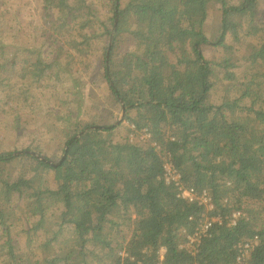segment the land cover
<instances>
[{"label":"trees","instance_id":"1","mask_svg":"<svg viewBox=\"0 0 264 264\" xmlns=\"http://www.w3.org/2000/svg\"><path fill=\"white\" fill-rule=\"evenodd\" d=\"M41 7L31 40L0 7V112L18 132L45 105L59 143L29 128L0 146V264H264V0ZM101 57L125 111L109 125L74 74Z\"/></svg>","mask_w":264,"mask_h":264},{"label":"rangeland","instance_id":"2","mask_svg":"<svg viewBox=\"0 0 264 264\" xmlns=\"http://www.w3.org/2000/svg\"><path fill=\"white\" fill-rule=\"evenodd\" d=\"M95 4V7L98 8L99 16H102L103 14V8L106 9L108 6L109 0H90ZM98 2V3H97ZM42 0H1L0 7L3 6V13L6 16V20H11L19 16L20 22H17V24L20 27H26L27 26V36L30 34L33 26L31 25V20H35L36 22H41V28L36 31V33L40 36L43 33V26L44 23L41 21L40 16H42ZM111 7V6H110ZM108 10V9H107ZM40 12V13H39ZM210 16H211V24L215 27L220 26L221 22V11H219L216 8H210L209 10ZM104 16V15H103ZM43 24V25H42ZM12 27H15L17 25L10 24ZM30 25V26H29ZM46 27L44 26V31ZM101 30H99V34H101ZM33 34H30L29 40L33 39ZM102 36V35H101ZM103 38H107L106 35L102 36ZM102 37H98L97 39L94 38L95 41L101 42L103 39ZM53 44V43H52ZM65 37H61L57 43L55 48L53 49V53L60 52V46H65ZM52 47V45H51ZM52 53V54H53ZM69 59H71V55L68 56ZM103 61L102 57L98 59V61L94 62L91 67H78V64L75 65V72L74 74L76 76H81L82 80V88L87 94V97L89 99V103L92 105L95 104V102L99 103L101 106V109L99 110V122L103 125H109L113 121L122 122L124 120L122 118V111L119 108L113 107L112 103L110 102V98L107 96V93L110 91L109 87L107 85L106 79L103 77ZM88 70L86 71V69ZM41 87L44 91V97H45V103L49 100L55 105V108L57 111H60L63 109L62 102L59 101L60 96L50 97V94L52 92H57L54 88L45 85L43 82L40 83ZM84 105L83 109L84 111H90L91 107L90 104ZM40 109L35 110L37 113H33L31 109H20V123L22 126V130H19L18 132L14 131L15 122L13 121L12 117L7 116V118L4 117V113L0 112L1 119V126H4V131L0 134V146L4 147V140L6 137H9L13 133H19L23 134L24 132H27L29 128L37 135L40 140H42L45 144V142H48L50 144L54 143L57 138H53V128H56L54 125H56L55 119H52L49 121L50 116H46L45 113V105L43 110L38 112ZM14 111V110H13ZM13 113V112H11ZM120 120V121H119ZM23 125L26 126V128L23 129ZM36 125L38 127H36ZM50 126V130H44V128ZM41 130V132H40ZM124 133H119L115 137H121ZM30 137L27 134V138ZM150 137V134L148 133H142L141 134V140H143L144 143H148V138ZM14 140V139H13ZM57 146H59L58 142H55ZM1 148V147H0ZM171 168V166H167V169ZM172 168L170 169V171ZM172 172V171H171ZM236 220V218H234ZM65 243L69 244L71 242V238L64 239ZM195 241H198V239L192 238L190 243L187 244L191 249H193L196 244ZM62 252H66L68 250H59Z\"/></svg>","mask_w":264,"mask_h":264},{"label":"built area","instance_id":"3","mask_svg":"<svg viewBox=\"0 0 264 264\" xmlns=\"http://www.w3.org/2000/svg\"><path fill=\"white\" fill-rule=\"evenodd\" d=\"M186 196H189L190 198H192V195H190V194H187ZM209 226H210V224L209 223H206V225L203 226V231L205 232L206 231V228H208Z\"/></svg>","mask_w":264,"mask_h":264},{"label":"water","instance_id":"4","mask_svg":"<svg viewBox=\"0 0 264 264\" xmlns=\"http://www.w3.org/2000/svg\"><path fill=\"white\" fill-rule=\"evenodd\" d=\"M124 114H125V111H124V108H123V110H122V118H121V119L124 118ZM119 121H120V120H119Z\"/></svg>","mask_w":264,"mask_h":264}]
</instances>
